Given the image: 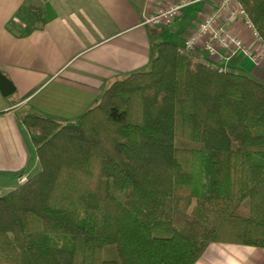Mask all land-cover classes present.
Returning a JSON list of instances; mask_svg holds the SVG:
<instances>
[{
  "label": "trees",
  "instance_id": "obj_1",
  "mask_svg": "<svg viewBox=\"0 0 264 264\" xmlns=\"http://www.w3.org/2000/svg\"><path fill=\"white\" fill-rule=\"evenodd\" d=\"M241 1L264 40V0ZM28 20L24 34L42 7ZM24 122L40 170L0 196V264H196L212 242L264 248L262 82L165 41L76 122Z\"/></svg>",
  "mask_w": 264,
  "mask_h": 264
},
{
  "label": "crops",
  "instance_id": "obj_2",
  "mask_svg": "<svg viewBox=\"0 0 264 264\" xmlns=\"http://www.w3.org/2000/svg\"><path fill=\"white\" fill-rule=\"evenodd\" d=\"M36 6L42 7L44 22L24 34ZM156 8V0H0V72L14 86L9 95L0 90V189L8 193L40 170L26 115L76 122L115 81L150 70L159 43L183 45L186 32L208 11L198 0L169 26L144 25L145 15ZM231 29L257 63L242 55L228 60L201 51L193 56L264 84V44L241 23ZM196 264H264V248L212 242Z\"/></svg>",
  "mask_w": 264,
  "mask_h": 264
},
{
  "label": "built area",
  "instance_id": "obj_3",
  "mask_svg": "<svg viewBox=\"0 0 264 264\" xmlns=\"http://www.w3.org/2000/svg\"><path fill=\"white\" fill-rule=\"evenodd\" d=\"M40 1L46 2L48 0ZM196 1L198 0H156L155 12L145 15L143 23L151 28L169 26L180 17L188 6ZM203 1L207 3L208 11L195 28L186 32L183 45L179 46L178 50L187 55H194L202 51L209 57H225L228 60L242 55L250 57L257 63L259 58L253 54L244 40L231 29L234 23H241L251 31L257 41L264 44V40L244 8L242 1ZM26 180V177H22L20 181L23 184Z\"/></svg>",
  "mask_w": 264,
  "mask_h": 264
},
{
  "label": "rangeland",
  "instance_id": "obj_4",
  "mask_svg": "<svg viewBox=\"0 0 264 264\" xmlns=\"http://www.w3.org/2000/svg\"><path fill=\"white\" fill-rule=\"evenodd\" d=\"M73 122H75V121H72V123ZM0 190H1L0 192H1L2 195L7 194L5 190H2V189H0ZM48 242H49L50 245L55 246V247H59V248H71L72 247V241H71V238L69 236L51 235L49 237V241Z\"/></svg>",
  "mask_w": 264,
  "mask_h": 264
},
{
  "label": "water",
  "instance_id": "obj_5",
  "mask_svg": "<svg viewBox=\"0 0 264 264\" xmlns=\"http://www.w3.org/2000/svg\"><path fill=\"white\" fill-rule=\"evenodd\" d=\"M0 90L4 95H9L14 91L13 83L0 72Z\"/></svg>",
  "mask_w": 264,
  "mask_h": 264
}]
</instances>
